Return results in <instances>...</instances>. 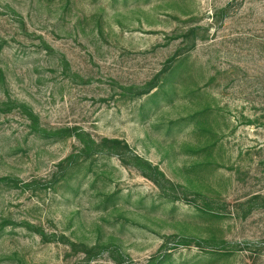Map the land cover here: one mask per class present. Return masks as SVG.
Here are the masks:
<instances>
[{
    "label": "rangeland",
    "instance_id": "obj_1",
    "mask_svg": "<svg viewBox=\"0 0 264 264\" xmlns=\"http://www.w3.org/2000/svg\"><path fill=\"white\" fill-rule=\"evenodd\" d=\"M1 179L0 264H264V0H0Z\"/></svg>",
    "mask_w": 264,
    "mask_h": 264
},
{
    "label": "trees",
    "instance_id": "obj_2",
    "mask_svg": "<svg viewBox=\"0 0 264 264\" xmlns=\"http://www.w3.org/2000/svg\"><path fill=\"white\" fill-rule=\"evenodd\" d=\"M158 78H159V75H158L153 81H151L150 83H148L147 87H146V88L144 89V91H143L142 93H140V94H146V93L150 92L152 89L156 88V87L158 86ZM30 114H31V113H30ZM86 147H88V145H87ZM132 155H133V154H132ZM133 159L136 160L137 162L141 163L145 169H148V170L151 172L150 174L147 173V172H146V173H143L144 176H147V177H149V178H152V180H153L154 182L157 183V181H156L155 179H153V176L151 175V174H152V171H153V170H156V168L153 167V166L150 164V162L145 161V160H143L142 158H140V157H138V156L133 155ZM143 171H144V170H143ZM144 172H145V171H144ZM159 173H160V172H159ZM160 174L162 175V173H160ZM2 180H3V179H1L0 181H2ZM152 264H158V262H153Z\"/></svg>",
    "mask_w": 264,
    "mask_h": 264
}]
</instances>
